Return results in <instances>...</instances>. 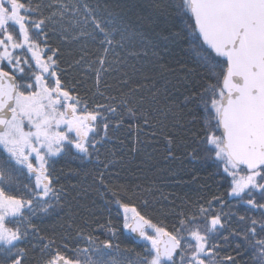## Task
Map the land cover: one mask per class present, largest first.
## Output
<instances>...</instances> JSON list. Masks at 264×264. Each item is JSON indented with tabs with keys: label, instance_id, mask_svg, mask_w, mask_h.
I'll list each match as a JSON object with an SVG mask.
<instances>
[{
	"label": "snow or ice",
	"instance_id": "snow-or-ice-1",
	"mask_svg": "<svg viewBox=\"0 0 264 264\" xmlns=\"http://www.w3.org/2000/svg\"><path fill=\"white\" fill-rule=\"evenodd\" d=\"M77 2L93 29L88 35L102 52L123 48L128 28L115 17L97 19L94 9ZM171 6L184 18L189 41L209 74L201 95L205 151L230 178L227 195L259 214V220L241 215L247 227L236 235L251 249L252 264H264V0H177ZM34 7L32 0H0V264H22L21 243L36 235L34 218L57 212L55 159L91 160L109 122L119 126L122 117L132 119L140 111L127 94L89 105L69 88L57 51L48 44L56 9L46 23ZM118 35L121 40L114 45ZM101 65L97 60L91 66L97 80L95 69ZM18 170L31 179L14 191ZM122 191L112 193L123 210L122 228L145 242L138 264H214L217 233L223 236L227 220L223 209L214 211L219 205L181 214L175 229L166 231L136 207L121 203ZM81 239L86 246L74 247L70 255L54 242L45 245L44 264H115L107 259L118 247L110 239L99 242L91 234ZM225 260L235 264L231 256Z\"/></svg>",
	"mask_w": 264,
	"mask_h": 264
},
{
	"label": "trees",
	"instance_id": "trees-1",
	"mask_svg": "<svg viewBox=\"0 0 264 264\" xmlns=\"http://www.w3.org/2000/svg\"><path fill=\"white\" fill-rule=\"evenodd\" d=\"M79 2L94 9L97 19L115 17L128 32L123 48L102 52L88 35L93 29L77 0H32L34 12L46 18V23L56 9L48 44L57 51L64 81L89 105L127 94L140 111L132 119L122 117L119 126L110 121L91 160L55 159L52 169L60 190L59 207L52 215L34 218L36 235H28L21 243L22 264H44L53 242L70 255L74 247L86 246L81 236L89 234L99 242L110 239L118 245L107 257L115 264H138L145 243L135 241L122 228L123 210L112 195L117 189L123 190L121 203L136 207L166 231L175 229L181 214L191 215L209 203L219 205L214 211L223 209L227 220L223 236L217 233L214 264H232L225 260L227 256L235 264H252L251 249L236 234L247 227V221L239 220L241 215L260 217L227 195L230 178H224L205 151L201 95L210 82L209 74L200 51L189 41L184 18L171 6L177 0ZM120 40L118 35L114 45ZM97 60L112 64V68L95 69L99 80L91 67ZM30 179L18 170L13 190L20 191ZM256 198L260 199L259 194Z\"/></svg>",
	"mask_w": 264,
	"mask_h": 264
},
{
	"label": "water",
	"instance_id": "water-1",
	"mask_svg": "<svg viewBox=\"0 0 264 264\" xmlns=\"http://www.w3.org/2000/svg\"><path fill=\"white\" fill-rule=\"evenodd\" d=\"M131 235H132V237H133L135 240H139V238H138V237H135L134 234H131Z\"/></svg>",
	"mask_w": 264,
	"mask_h": 264
},
{
	"label": "rangeland",
	"instance_id": "rangeland-1",
	"mask_svg": "<svg viewBox=\"0 0 264 264\" xmlns=\"http://www.w3.org/2000/svg\"><path fill=\"white\" fill-rule=\"evenodd\" d=\"M143 241V240H142ZM144 242V241H143ZM145 243V242H144Z\"/></svg>",
	"mask_w": 264,
	"mask_h": 264
}]
</instances>
